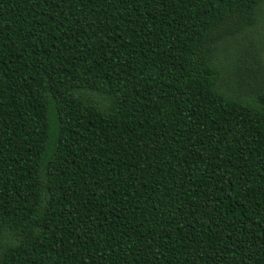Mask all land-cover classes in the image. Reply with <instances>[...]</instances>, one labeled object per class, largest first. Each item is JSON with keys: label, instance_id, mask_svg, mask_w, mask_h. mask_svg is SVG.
Here are the masks:
<instances>
[{"label": "trees", "instance_id": "16d2710c", "mask_svg": "<svg viewBox=\"0 0 264 264\" xmlns=\"http://www.w3.org/2000/svg\"><path fill=\"white\" fill-rule=\"evenodd\" d=\"M0 264H264V0H0Z\"/></svg>", "mask_w": 264, "mask_h": 264}]
</instances>
